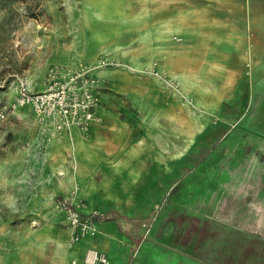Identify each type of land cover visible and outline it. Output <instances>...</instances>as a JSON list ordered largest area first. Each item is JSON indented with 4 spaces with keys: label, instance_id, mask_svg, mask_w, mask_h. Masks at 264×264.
<instances>
[{
    "label": "crops",
    "instance_id": "obj_1",
    "mask_svg": "<svg viewBox=\"0 0 264 264\" xmlns=\"http://www.w3.org/2000/svg\"><path fill=\"white\" fill-rule=\"evenodd\" d=\"M102 1H81L84 29L98 32ZM137 21L139 39L152 38L154 55L215 112L184 119L171 90L121 85L114 72L88 131L47 134L31 105L16 104L18 118L0 135V206L32 223L12 224L20 240L4 264H82L89 249L108 264H264V0H139ZM181 122L191 128L178 147ZM147 123L167 125L168 138L148 139ZM197 140L207 150L194 151ZM59 200L104 213L97 233L71 243Z\"/></svg>",
    "mask_w": 264,
    "mask_h": 264
},
{
    "label": "rangeland",
    "instance_id": "obj_2",
    "mask_svg": "<svg viewBox=\"0 0 264 264\" xmlns=\"http://www.w3.org/2000/svg\"><path fill=\"white\" fill-rule=\"evenodd\" d=\"M81 1L88 2V0H0V135L9 130L11 119L18 118L16 112L13 111L16 109V104L31 105L43 131H46L47 134L50 130L54 136H58L61 131L73 126L82 131H88L93 122L100 121L97 110L105 103V95L110 85L109 77L112 72L119 74L118 80L121 85L128 82L139 85L140 81L144 80L143 83L146 85H160V87L168 88L171 90V94L178 98L177 109L179 115L184 119L188 116V112L195 116L213 115L212 111L215 112V110L207 108L208 110L204 111L195 97L189 94L188 90L194 85L191 80L186 79L179 83L175 73L168 70L163 59L154 55L152 51L153 39L148 37L139 39L141 31L137 21L139 0H114L112 7L108 6L107 0H103L100 4L97 3L100 7L103 5L105 9H103L104 12L100 11L98 14L103 19H98L100 27L95 33L83 28L84 20L79 12V6L83 4ZM90 1L94 2L95 0ZM108 10L110 11L108 12ZM179 42H184V38ZM176 50V53L184 51V44L181 48L177 47ZM157 58H160L162 63L158 62ZM181 59L179 56L174 61L176 69H182L181 66L184 62ZM60 69H72L70 73L80 71L82 80L83 78L97 77L101 80V82L95 83L94 93L99 97V103L91 108L95 119L90 121L88 128H80L68 123L65 125L64 120L63 129L58 130L53 124H48L38 116L32 103L21 104L18 102L20 99V77L28 78L31 92H39L32 91L33 84L42 79L44 84L42 90L46 89L53 82V74ZM156 70L160 72V75L156 74ZM122 72L132 75L131 79H129L130 77L120 78ZM15 75H18V82L13 80ZM67 80L68 78L65 81ZM202 83L207 82L203 80ZM12 89L18 91L16 96L11 93ZM184 97L191 99L194 104L186 103ZM13 122L15 123L14 120ZM199 123L195 118L194 133L201 132L202 128L207 127ZM190 128L191 124L189 123L177 124L178 147L181 143L184 144L185 129L189 130ZM167 129V125L160 123H147L145 126L148 139H151L153 134H162L168 138L166 135L169 130ZM220 131L222 128L215 129L214 133ZM199 144L197 140L193 147L194 151L207 150L206 146L208 145L204 144L203 148ZM181 151L182 149L179 148V161L182 159ZM198 154L195 153L191 157L196 161ZM160 207L162 206H159V209ZM58 213L61 218H64L59 210ZM11 215L8 204L0 206V264L16 260L11 256L13 254L10 253V246L19 242L20 237L15 236L16 232L12 230V224L22 230L32 223L12 220ZM35 224L38 223L35 222Z\"/></svg>",
    "mask_w": 264,
    "mask_h": 264
},
{
    "label": "built area",
    "instance_id": "obj_3",
    "mask_svg": "<svg viewBox=\"0 0 264 264\" xmlns=\"http://www.w3.org/2000/svg\"><path fill=\"white\" fill-rule=\"evenodd\" d=\"M72 69H60L53 74V82L44 90L31 92L26 76L19 78V90L21 104L32 103L35 106L38 116L48 124L63 129L62 123L77 125L80 128H88L90 121L95 119V114L91 110L97 106L99 97L94 93L95 83L101 82L100 78L86 79L81 77V72L70 73ZM155 72V71H154ZM160 72L156 70V74ZM94 75V74H93ZM60 78V79H58ZM68 78L67 81H65ZM63 79V80H61ZM184 100L191 103V99ZM83 202L67 204L63 200L57 203V209L61 215L69 222L71 228V243H76L81 239L93 236L97 233V214L104 216L97 208H89ZM86 210V211H85ZM73 263H76L74 260ZM109 259L106 254L96 249H89L84 256L82 264H108Z\"/></svg>",
    "mask_w": 264,
    "mask_h": 264
}]
</instances>
